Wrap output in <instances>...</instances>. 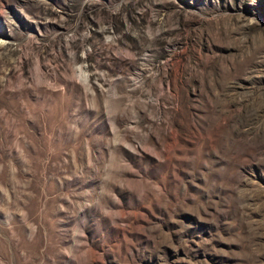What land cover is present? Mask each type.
I'll return each instance as SVG.
<instances>
[{"label":"rangeland","instance_id":"1","mask_svg":"<svg viewBox=\"0 0 264 264\" xmlns=\"http://www.w3.org/2000/svg\"><path fill=\"white\" fill-rule=\"evenodd\" d=\"M0 264H264V0H0Z\"/></svg>","mask_w":264,"mask_h":264}]
</instances>
